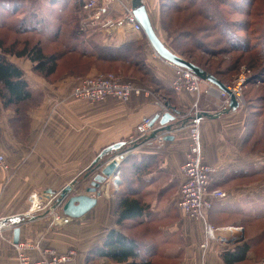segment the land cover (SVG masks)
Wrapping results in <instances>:
<instances>
[{
  "label": "crops",
  "instance_id": "0c3cea01",
  "mask_svg": "<svg viewBox=\"0 0 264 264\" xmlns=\"http://www.w3.org/2000/svg\"><path fill=\"white\" fill-rule=\"evenodd\" d=\"M97 1L100 5H108V16L120 19L117 21L119 29L102 38L105 46L117 47L144 37L143 32L138 33L122 21L124 5L127 2L131 5L132 0ZM143 1L150 14L155 3ZM145 53V63L156 88H152V92L135 81L150 95L133 96L128 102L112 97L98 102L72 98L69 95L77 84L75 78L51 83L27 69V60H13L34 92L41 93L43 99L38 107L28 111V120L16 119L15 112L4 109L0 100V153L7 165L3 168L0 164V217L22 216V220H28L26 214L31 212V195L43 194V200H47L49 190L60 192L79 179L103 149L126 142L122 153L131 146L130 143H140L144 137L141 124L147 118L162 115L160 105L166 102L180 113L169 124L187 120L184 128L163 132L156 139L138 144L128 152L129 155L124 153L127 157L120 164L119 184L113 177L109 178L101 187L102 195L97 198L96 207L85 216L67 218L62 209L57 208L55 216L51 214L19 224L20 242L35 245L36 249L29 251L35 260L45 256L46 251L58 254L74 251L70 264H118L101 256L99 251L109 230L116 227L119 196L127 189V194L141 200L146 207L140 217L144 230L140 231V236L122 233L136 240L143 257L152 258L158 264H245L247 261L264 264V257L251 250L242 261L228 263L225 260L227 253H234L238 247L248 244V240L242 244L237 242L236 234L226 230L227 226L214 227L224 237L218 235L209 239L206 235V228L215 221L216 214L221 221L223 217L246 216L253 222H263L264 195L261 188L257 190L259 184L230 188L225 199L215 201L205 221L189 218L180 210L179 190L185 181L182 166L190 146L191 119L202 113L216 116L225 107H222L221 98L205 94L195 107L197 97L194 94L173 90L174 66L157 56L151 46ZM158 127L160 124L156 122L155 128ZM199 127L202 161L217 169L211 178L212 188L221 189L236 180L243 181L262 173L264 158L248 150L252 120L245 107L214 118L205 116L199 121ZM165 136L173 139L160 142V137ZM113 157L111 155L105 161ZM114 159L120 161L119 156ZM95 174L82 180L83 188L90 186ZM171 190L175 193H170ZM234 222L238 225L241 221ZM14 224L11 222L9 226ZM13 237L11 229L0 238V264H18L15 247L8 241V238L13 241ZM256 238L260 239L254 240ZM256 238L251 241L260 243L263 240L262 235Z\"/></svg>",
  "mask_w": 264,
  "mask_h": 264
},
{
  "label": "trees",
  "instance_id": "16d2710c",
  "mask_svg": "<svg viewBox=\"0 0 264 264\" xmlns=\"http://www.w3.org/2000/svg\"><path fill=\"white\" fill-rule=\"evenodd\" d=\"M47 1L49 2V7L58 6V13L60 14H57L56 17L58 20L62 21L61 25H71L74 23L75 28L70 31V33H62L60 30L61 26H55L52 22H50L49 17L43 18L39 16L37 12H33L29 7V0H0V28L6 27L10 30H13L14 32L37 34L49 39L51 42L59 43L61 45L65 44V53L63 54V51L48 50V44L45 43L42 38L37 41L33 39L27 40L21 49H18L19 46L17 42L8 44L5 39L0 38V100L3 102L4 109L15 110L17 115L25 120L29 119L26 116L28 111L38 107L41 104L43 98L41 93L34 92L30 83L25 80L22 69L19 68L12 59L28 60L33 65L32 70L38 75L44 77L46 80L60 75V72L62 71L60 66L64 63L62 59L66 53L69 52L77 54L78 61H72V68L64 66L63 69L73 72L76 76H82L81 74L83 71L80 69V67L86 69V65L82 64L80 61L88 60V63H93V67L98 68L100 63L103 62L108 63V65H112L115 62H125L132 64L135 62L136 58H141V65L147 68L143 58L144 53L141 54L138 51L140 55L138 56V53L133 54L132 52V49L135 50L134 47H136V51L140 50L142 47L141 45L138 46L136 42L121 44L117 47H109L96 43L95 41H90V43L87 44L85 41H82L81 28L79 24H75L76 20L79 19V17L83 15L84 12L83 6L85 3L82 2V0ZM257 1L258 0H249L247 1L246 5H244L239 3L238 0H166V2L164 0V8L170 7L171 12H189L186 15L183 14L186 17L192 16L190 11H194L197 16H202L209 22V26L205 25L201 28L209 27L214 29L223 39V35L227 36V34L221 28V26L229 24L233 27L232 23L239 22L237 21L230 23L226 16L232 13H236L238 15L245 14L246 16H252V14L255 15L256 6L254 3L257 4ZM221 6L233 8L230 10V12L225 13L221 9ZM189 9L190 11H188ZM18 10L20 12L26 11V15L20 19L15 18L16 22H12L10 19L19 12ZM69 10L71 11V16L73 18L71 21H68L70 20L69 17L67 18L66 15H64ZM186 17H184L185 22L186 20H191L193 18ZM252 24L254 23L249 20L243 21L241 32L247 34L248 31L253 28ZM181 25L184 26L183 22ZM258 26V30L261 28L264 29V25ZM262 33L263 34L258 38L257 42H253V39H250L251 36L250 38L246 36L242 37L238 34V32L236 33L235 31L229 33L228 38L231 41L229 42L231 45V48L229 49L231 50L230 52H236L238 54L241 53L243 56H248V58H246L248 65H252L254 67V62L264 59L263 30ZM62 35H67V38L64 40L63 37L62 40ZM182 35L184 36V39L187 40L186 43L191 42L194 45L196 51L203 50V52L212 55L219 51L218 49L216 52H213V48L211 49L210 47L206 46V43L204 44V41L198 38L197 34L194 30H192V28H185ZM169 49L173 51L171 48ZM190 54L194 56L192 53ZM182 55L185 56L183 53ZM187 56L183 58L220 80L218 76L214 72H211L208 67L202 65L198 61H195L196 59L190 57L189 55ZM240 60L242 61V59ZM241 61H238V63ZM220 65L222 66L223 63H220ZM77 67L78 71H76ZM237 67L227 66L226 72H231ZM262 70H264V68ZM78 78L79 77L76 79ZM150 78L151 81L155 83L152 79V76ZM262 93L263 94H260L254 99H245V104L243 107L248 110L251 118L255 116L254 113H256V116H259L264 112V89ZM18 113H21V115ZM183 121L185 122V120ZM145 208L146 207L141 202V200L135 198V196L132 194H127V189H124L123 194L119 196L116 208V217H118L117 224L119 227H121L124 223L126 224V221H132L136 223V225H142L143 221L140 220V217L142 216L143 210ZM246 245L247 244L242 245V247H238L234 253H227L225 255V260L228 263L244 260L245 255L249 251V247ZM99 253L101 256H104L118 264H158L154 262L152 258L149 259L143 257L136 240L130 236L124 235L121 230H118L117 228L109 230L106 241L102 248H100Z\"/></svg>",
  "mask_w": 264,
  "mask_h": 264
},
{
  "label": "rangeland",
  "instance_id": "374dc122",
  "mask_svg": "<svg viewBox=\"0 0 264 264\" xmlns=\"http://www.w3.org/2000/svg\"><path fill=\"white\" fill-rule=\"evenodd\" d=\"M90 1H95L96 6L98 8L103 7V6H107V9H109L107 4L100 5L97 0H86L85 4L89 3ZM247 1H249V0H238L239 3H242L244 5H246ZM153 2L155 3L156 6H153L154 10L152 12H150L149 16L151 18V21H152V24L155 28V31L157 32V35L159 36V38L163 41V43L168 48H171L177 55L182 56V58L183 57L185 58V56L189 55L190 57L196 59L195 61H198L202 65L208 67L211 70V72H214L218 76V78L221 80V82L224 83L226 86L233 88V87H237L238 86L237 84L242 82L241 87H240L241 88L240 97H242L244 100L245 99H254L257 96H259L260 94H263L262 91L264 89V70H262V69L264 68V59H261V60L254 62L255 63L254 67L252 65H248V63H247L248 61L246 60V58H248V56H243V54H241V53L238 54L236 52H230L231 50H229V49L231 48V45L229 42H231V41L228 37H229V33H232L235 31L236 33L238 32V34L241 35L242 37L246 36V37L250 38V36H251L250 39H253V42L258 41V38L263 34L262 30L264 32L263 28L258 30V27H259L258 25H261V26L264 25V0H258L257 4L254 3V5L256 6L255 7V9H256L255 15L252 14V16L251 15L246 16L245 14H239V15L236 13L228 14L226 16V18L228 21H230V23L231 22H237V21H239V22L238 23H232L233 27L229 24L221 26V28L227 34V36L223 35V39L220 36V34L218 32H216L214 29H211L209 27L208 28H201L205 25L209 26V22L204 17L197 16V14H195L194 11H190V9H192V8H190L188 11H190L191 15H192L189 17H193V18L191 20H186V22H185L184 17H186V16H184V15H186L189 12H184V13H180V12L178 13V12H173V11L171 12L170 7L164 8L166 0H165V2H164V0H153ZM162 2H164V3H162ZM130 6L131 5L128 2H127V4L124 5V15L122 16V21H124L123 19H125V16L128 15V12L125 11V9H130L131 8ZM29 7L31 8V10L33 12H37V14L39 16H41L43 18L49 17L50 22H52L55 26L60 25L61 26L60 30L62 31V33L63 32L64 33H66V32L70 33V31H72L75 28L74 23L71 25H68V24L61 25L62 21L58 20L56 17L57 14H60V13H58L59 12L58 6H50L49 7V2L47 0H29ZM232 8L233 7L228 8L227 6H223V7L221 6V9L225 13L230 12V10ZM235 9L237 10L236 7H235ZM83 11H84L83 12L84 16L81 15L79 17V19L76 20L75 24L76 25L79 24V26L81 28L80 30L82 33L81 39L83 42L85 41L86 44L90 43V41H95L96 43L104 45L103 42L105 41V39H102V38L108 37L110 34H112L113 32H115L119 29L118 28L119 23L117 21H119L120 19L112 18V17L108 16V10L106 11L105 14L102 15L101 20L98 23L97 22L94 23L92 20V17L95 14L92 11V9H89V10L83 9ZM257 12H260L261 14L257 13ZM25 15H26V11H24V12L19 11L10 20L12 22H16L15 18L20 19V18H23ZM64 15H66L67 18L69 17L70 20H68V21L73 20L70 10L68 12H66V14H64ZM82 16H83V18H82ZM189 17H186V18H189ZM108 20L115 22L114 24H116V26H111V27L105 26V23L109 22ZM246 20H249L252 23H254V24H252L253 28L250 29L247 34L241 32L242 22L246 21ZM182 22H183L184 26L181 25ZM128 26H131L133 28V30H135L134 29L135 25H128ZM185 28L186 29L192 28V30H194L195 33L197 34L198 38H200L202 41H204V44L206 43L205 44L206 46L210 47L211 49L213 48V50H212L213 52H216L218 49H219V51H217L213 55L207 54V53L203 52V50L202 51H200V50L196 51L194 45L191 42L186 43L187 40H185L184 36L182 35ZM251 30H254V31H251ZM137 32L141 33L142 31H137ZM143 36H144V34H143ZM63 37L65 40L67 38V35H65V36L62 35V37H61L62 40H63ZM0 38L5 39V41L8 44H12L14 42H17L18 46H19L18 49H21L24 46L23 44L29 39H33V40L37 41V40L42 38L44 40V42L48 44V50H51V51H57L58 50V51H63L62 52L63 54L65 53V49H64L65 44L61 45L59 43L51 42L49 39H46L43 36H40L37 34L14 32L13 30H10V29L4 27V28H0ZM135 42L137 43L138 46L141 45L143 47V49L141 47L140 50L136 51V47H134L135 50L132 49L133 54L138 53V56H140L139 52L141 54L144 53L143 58L146 61L147 55L145 52L150 47V44L146 40V37L145 38L142 37ZM182 53L185 56H183ZM190 53H192L194 56H192ZM237 57L242 59V61L240 59H238ZM12 60H14V59H12ZM140 60H141V58H139V59L136 58L135 62L132 64L125 63V62H122V63L121 62H115L112 65H108V63L103 62V63H100L98 68L93 67V63H88L89 60L88 61H80L82 64L86 65V69H83L80 67V69L83 71V73L81 74L82 76H76L73 72L63 69L64 66H66L68 68H70V67L72 68V64H71L72 61H74V62L78 61L77 54L69 52V53H66V55L62 59V61L64 63L61 64V66H60V68L62 70L60 72V75L54 76V77L47 79V80L32 70L33 65L28 60H27L25 67H27V69H29L31 72H33L36 76L41 77L42 79L49 81L51 83H54V82L61 80V79L62 80L67 79V78H75L76 79L77 77H79L78 79H76L77 84H78V82L84 78H94V77H97L99 75H114L118 78H122L125 81H131L136 86H138L137 83H135V81H137L141 85H144L146 88H149L152 91L153 89L156 88V84H154L151 81L150 70L147 69L145 66L143 67L141 65ZM238 61H241V62L238 63ZM220 63H223V65L221 66ZM227 66H236V67L238 66V67L233 69V71L227 73L226 72ZM67 71H69V72H67ZM76 71H78V67L76 68ZM175 74H176V68H175ZM76 85H74V87ZM139 87H142V86H139ZM73 88H72V90H73ZM206 89H207V85L205 87H202V93L200 95V98H201V96H204V91ZM72 90L70 91L69 96L73 98V96H71ZM146 92L148 93V95H146V94H144V95L149 96L150 95L149 91L146 90ZM211 93L212 94H210V95L217 97V98H220L219 93L217 91H214V92L212 91ZM210 95H208V96H210ZM157 98L160 99L159 96H157ZM221 100H223V99H221ZM164 104H167V103L165 102ZM243 104H245V102ZM243 104L240 103V106ZM226 106L227 105H224L225 108H228ZM12 111L15 112V110H12ZM256 112H258V111H256ZM18 114L21 115V113H18ZM254 114H255V116H253L251 118L252 127H250L251 129L249 130V132L251 133L250 134L251 140L249 143L250 145L248 147V150L251 153H254L255 155H257L258 157L264 158V112L262 115H259V116H256V113H254ZM15 115H16V119L21 118V117H19V115H17L16 112H15ZM190 128H189V132H190ZM198 129L201 132L199 126H198ZM200 140H202L201 134H200ZM190 144H191V140H190ZM189 148H190V146H189ZM89 167L87 168L86 172H84V174L79 179H76L77 182L75 184V192H73L70 196L75 195V194H79V193H85L86 188H83L84 187L83 186L84 181H82V180L88 179L90 176H92V174H90L89 177L85 178V175H86ZM214 169L217 170L215 167H214ZM119 173H120V171H119ZM113 178H114L115 183L118 185L120 182L119 174H117L116 176H113ZM253 183L259 184V187L257 188V190H259V188H261V192H263V195H264V170L260 174L257 173L256 176L253 178H248V179L245 178L243 181H241L240 179L236 180L233 184H228L221 189L212 188L210 185L209 190H208V194L214 190H223L224 192H226L232 187L236 188L239 185L245 186V185H249V184H253ZM99 190L101 191V194H102V190L101 189H99ZM173 191L175 193V190H171L170 193H172ZM33 196H35L36 199H38V202L43 200V194L42 195H38V194L35 195L34 194V195H31V198ZM207 199L211 203V209H212L213 204L215 203L216 200H212L210 198V196H208ZM31 202H32V206H33V203L36 201L31 200ZM31 209H32V207H31ZM49 209H51V207L47 208L46 210H49ZM59 209H61V208H59ZM211 209H208L205 212V219H201V220H204V221L207 220V216H208L209 212L211 211ZM54 212L55 211L51 210L50 214H48L47 216H49L51 214L55 216ZM40 214L34 211L32 213L26 214V216L28 219L31 216H37ZM234 215H236V214H234ZM14 217H18L21 219L22 216H14ZM187 217H189V216H187ZM189 218H191V217H189ZM223 218H224V220L221 221L220 216L218 214H216L215 221L212 222L211 226H208V227H211L213 229V234H214V236L212 234V237H209V239L220 236L218 234V228H214V227H216V226H221V227L227 226L225 228L226 230H230L229 228H231L233 233L236 234L235 237H237L236 238L237 242H240L239 240H241L240 244H242V243H246L248 240V244L246 243L247 244L246 246L249 247V250H251V252L252 251L255 252L259 257H264V221L263 222H258V221L253 222L252 219H250L246 216L245 217L236 216V218L234 217L232 219L228 218V217H223ZM3 220H8V219L0 217V238L5 237V231L11 230V229L14 231V229L17 226H19V224H17V225L14 224L10 227L9 224L11 222H9V224H6V225H1V222ZM236 220H240L241 221L240 224H238V225L235 224L234 221H236ZM117 221H118V218H117ZM248 221H250V222H248ZM127 224H129V225H127ZM20 227H21V225H20ZM159 227H160V225H159ZM5 228H7V229H5ZM116 228L119 230L121 229V232L126 231V233H129L132 236H140V234H139L140 231L144 230V227L142 225H136V223H134L132 221H126V224L124 223L121 227H119V225L116 224L115 229ZM207 228H206V235H208L207 234L208 233ZM3 229H5V230H3ZM260 235L263 236L262 242L256 243V242L251 241ZM145 236L149 237L147 235V233ZM221 237H224V236H220L219 238H221ZM258 239H260V238H256L254 240H258ZM9 240L13 246H14V244H17V243H14V241H12V239L8 238V241ZM250 241L252 242L251 244H250ZM18 243H22V242L19 241ZM24 244H29V243H24ZM236 244H238V243H236ZM31 245H34V244H31ZM16 252H17V250H16ZM52 252H54V251H52ZM72 252H74V251H72ZM17 258H18V255H17ZM245 264H255V263L247 261Z\"/></svg>",
  "mask_w": 264,
  "mask_h": 264
},
{
  "label": "built area",
  "instance_id": "2783aa9c",
  "mask_svg": "<svg viewBox=\"0 0 264 264\" xmlns=\"http://www.w3.org/2000/svg\"><path fill=\"white\" fill-rule=\"evenodd\" d=\"M83 9H92V11L95 13L92 17L94 23H98L101 20L102 15L108 10L107 6L98 8L95 1L86 3L83 6ZM125 11L128 12V15L125 16L123 22H125L127 25H135L134 29L136 31H142V27L137 22L132 13V7L130 9H125ZM108 21L109 22L105 23V26H116V24H114L115 22L110 20ZM175 68L176 78L172 84L173 90L176 92L186 91L194 94L197 97L195 107L198 105V99L202 93V87L205 84L207 85V89L204 91L205 95L208 96L212 94V91H217L220 98L223 99L222 107L224 108V105L229 106L230 98L226 93L219 90L212 84L203 81L191 71L178 67ZM241 83L237 84V87H227L235 94L239 103L243 104V98L240 97ZM143 94L148 95L145 89L136 86L131 81H125L122 78H118L114 75H99L94 78L81 79L73 88L71 96L91 102H98L109 97L128 102L133 96H141ZM160 107L163 110V113L168 111L164 103L161 104ZM152 119L153 118H148L144 120L143 124L141 125L143 132L142 136H146L149 132L151 133L157 129L155 128V125L153 127L150 126ZM199 121L200 120H198L197 117H194L191 119V123L189 125V128L191 127V144L186 157V162L182 166V172L185 176V181L180 186L178 206L186 216L201 220L205 219V212L208 209H211V203L208 201L207 197L210 196L212 200H220L225 199L227 197V193L223 190H214L208 194V190L211 185V178L216 170L213 166L205 164L202 161L200 131L198 129ZM162 140L163 139L160 137L159 141L161 142ZM0 164L3 166V168H7L5 157L1 153ZM30 199L34 201L38 200L35 196L32 198L30 197ZM52 204L53 197L47 200L39 201L38 205H36V202H34L30 213L35 211L40 214L46 211L47 208L51 207ZM207 229L208 236L212 237L213 229L211 227H208ZM14 246L17 250L18 264H70L75 256V253L72 251L67 254H58L56 252L46 251L45 256L41 257V259L35 260L29 253V251L36 249L34 245L17 243L14 244Z\"/></svg>",
  "mask_w": 264,
  "mask_h": 264
},
{
  "label": "water",
  "instance_id": "95a60500",
  "mask_svg": "<svg viewBox=\"0 0 264 264\" xmlns=\"http://www.w3.org/2000/svg\"><path fill=\"white\" fill-rule=\"evenodd\" d=\"M132 13L137 20V22L142 27V32L146 37L148 43L155 51V54L159 56L161 59L170 63L171 65L183 68L188 71L193 72L195 75L200 77L203 81L212 84L213 86L217 87L219 90L226 93L229 98V106L225 108L223 111L216 113V116L209 113H202L197 114L198 120H201L205 116H210L212 118L218 117V114H225L229 113L230 111H236L240 107V103L236 98L235 94L220 80L209 74L208 72L204 71L200 67L194 65L193 63L185 60L184 58L178 56L173 51H171L159 38L155 28L152 24L151 18L147 11V8L144 4L143 0H132L131 2ZM168 111L164 112L162 115L157 114L153 117L150 126L153 127L156 122H159L160 127L155 129L151 134L148 136H144L143 139L140 141L142 142H149L153 139H156L159 134H164L163 132H172L177 129H182L186 126L187 120L185 122L169 124L170 122H174L176 120V116L180 115V113L175 110L169 103L165 104ZM164 140H172V136H165L163 137ZM139 142H132L130 143L131 146L127 148L124 152L121 153V150L124 149L126 146V142H118L107 148L103 149L100 154L95 158L92 162L91 166L89 167L85 178L89 177L90 174H95L93 180L90 183V186L85 189V193H79L70 196L73 192H75V184L76 180L72 181L70 184L66 185L60 192H53L49 190L46 193L47 199L53 197V204L51 209L46 210L44 213H41L37 216H31L28 220H21L18 217H13L8 220H3L1 225L9 224V222H13L15 224H23L24 222H32L39 218L45 217L50 214L51 210H55L56 208H61L62 213L65 217L71 219H79L85 216L88 212L94 209L98 203V197L101 196V189L102 185H104L109 178L116 176L119 174V168L122 161L125 160L127 157L128 152L132 151L133 149L138 147ZM127 152V153H126ZM126 153L127 155H125ZM114 156L108 162L105 161L106 157ZM116 156H119L120 161H118ZM107 159V158H106ZM108 160V159H107ZM116 174V175H115ZM92 195V196H91ZM20 233L21 227L17 226L14 229V243H18L20 241ZM241 241V240H239Z\"/></svg>",
  "mask_w": 264,
  "mask_h": 264
},
{
  "label": "bare ground",
  "instance_id": "6f19581e",
  "mask_svg": "<svg viewBox=\"0 0 264 264\" xmlns=\"http://www.w3.org/2000/svg\"><path fill=\"white\" fill-rule=\"evenodd\" d=\"M44 212H45V211H44ZM44 212H43V213H44ZM229 229L232 230L231 228H229ZM212 234H213V233H212ZM213 236H214V234H213Z\"/></svg>",
  "mask_w": 264,
  "mask_h": 264
},
{
  "label": "flooded vegetation",
  "instance_id": "af4514ba",
  "mask_svg": "<svg viewBox=\"0 0 264 264\" xmlns=\"http://www.w3.org/2000/svg\"><path fill=\"white\" fill-rule=\"evenodd\" d=\"M243 101L245 102V100H244V99H243ZM244 102H243V103H244ZM243 105H244V104H243ZM243 105H241V106H243Z\"/></svg>",
  "mask_w": 264,
  "mask_h": 264
}]
</instances>
